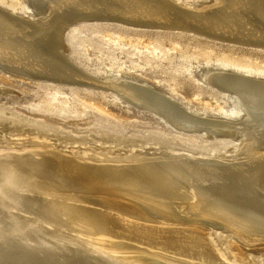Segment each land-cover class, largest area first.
Masks as SVG:
<instances>
[{"label": "bare ground", "instance_id": "obj_1", "mask_svg": "<svg viewBox=\"0 0 264 264\" xmlns=\"http://www.w3.org/2000/svg\"><path fill=\"white\" fill-rule=\"evenodd\" d=\"M207 4L0 0L5 75L105 89L177 132L229 143L194 153L68 151L32 136L0 142V264H255L249 253L264 254V69L217 56V67L204 69L202 79L220 93L215 102L229 97L235 106L210 115L135 71L98 79L66 54L67 28L93 21L264 47V0ZM198 52L210 60L208 51ZM0 91L16 89L0 82ZM235 109L238 118L229 116ZM214 231L232 239L234 261L213 245Z\"/></svg>", "mask_w": 264, "mask_h": 264}, {"label": "rangeland", "instance_id": "obj_2", "mask_svg": "<svg viewBox=\"0 0 264 264\" xmlns=\"http://www.w3.org/2000/svg\"><path fill=\"white\" fill-rule=\"evenodd\" d=\"M174 1L194 8L215 3V0ZM64 38L67 56L85 74L106 79L124 75L126 69L135 71L157 81L159 89L180 104L210 115L230 114L235 106L229 97H224L225 103L215 102L212 96L218 92L202 79L203 71L217 67V56L232 55L245 63L253 61L264 69V47L235 44L187 31L93 21L69 26ZM199 49L208 51L210 60H205ZM0 82L16 89L0 91L1 143L32 136L50 139L68 151L95 146L116 151L175 148L194 153L216 152L229 144L177 132L153 114L124 103L105 89L23 81L4 72L0 73ZM232 112L229 116L242 115H236V109ZM211 238L219 252L234 261L232 239L220 231H214ZM249 256L255 264H264V254L252 252Z\"/></svg>", "mask_w": 264, "mask_h": 264}]
</instances>
